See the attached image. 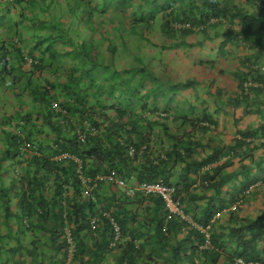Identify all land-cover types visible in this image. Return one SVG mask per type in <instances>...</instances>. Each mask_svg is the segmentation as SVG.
I'll list each match as a JSON object with an SVG mask.
<instances>
[{"label": "trees", "instance_id": "16d2710c", "mask_svg": "<svg viewBox=\"0 0 264 264\" xmlns=\"http://www.w3.org/2000/svg\"><path fill=\"white\" fill-rule=\"evenodd\" d=\"M263 4L0 0V91H11L20 108L9 116L1 113L4 101L0 107V264H67L71 246L69 264H234L237 258L264 264V213L241 216L244 200L264 186ZM17 6L23 13L16 14ZM156 32L166 38L161 55L181 54L197 67L216 66L206 59L210 54L193 51L203 52L223 35L221 53L231 52L226 47L248 51L234 74L238 96L230 106L232 113L243 107L235 125L250 115L258 124L241 129L229 145L217 144L221 109L207 114L185 95L198 85L195 79H157L150 64L161 57L147 63L142 54L134 57L136 66L118 68L120 50ZM247 83L259 87L246 91ZM19 126L20 136L10 130ZM64 154L81 159L88 176L115 172L132 186L162 180L175 187L183 210L202 229L171 215L162 197H129L115 184L101 186L96 203L85 199L74 161L56 160ZM238 158L251 164L228 172ZM208 165L213 169L203 173ZM236 182L241 190L235 196L228 190ZM111 209L121 229L113 249V226L101 218ZM93 216L101 218L95 231ZM208 239L211 247L201 249Z\"/></svg>", "mask_w": 264, "mask_h": 264}, {"label": "crops", "instance_id": "0c3cea01", "mask_svg": "<svg viewBox=\"0 0 264 264\" xmlns=\"http://www.w3.org/2000/svg\"><path fill=\"white\" fill-rule=\"evenodd\" d=\"M190 41L192 42L193 38H189ZM225 40V36L217 37L213 42L208 41L206 43V48L203 52L197 51L196 50V55L203 57L202 54H210V58H206L209 61H215L216 66L214 68L211 67H197L196 62L193 60L192 62H189V64H192V69H193V75L188 76V78H191L192 80L195 79L197 82L196 88H192L190 90H187L185 92V95L187 97H191L192 100H194L193 104L195 106H200L202 105L204 108H208L207 114L212 115L213 112H215L217 109H221L220 113L217 115V122L219 123L218 125L215 126L216 128V137L213 135V137L218 139L217 144L224 140V143L226 145H229L233 140L239 139L240 135L238 134L239 131L242 129H249L250 126H255L258 124L259 120L256 116L250 115L247 116L239 125L234 124V120L240 119L242 117L243 113V107L237 108L234 113H232V108L230 106V101H233L237 98L238 96V84L235 79L230 78L232 74H236V72L243 68L244 61L246 59V56L249 55V52H245L243 49H237V50H231L230 47H226L228 52L227 55L224 53H221L218 50V45L222 43ZM233 51V52H232ZM202 53V54H201ZM205 58V57H204ZM235 61H240L238 68L232 73H230V64L234 63ZM237 66V65H235ZM211 69V70H210ZM225 70L226 73L225 75H221L220 71ZM210 70V71H209ZM217 72L223 77L228 76L227 78V84L231 85L229 80L231 82H235V85H232L231 92L226 94H222V90H224L223 87H217L215 86V83L217 82L216 79L219 78L218 76L213 77V73ZM205 77V78H204ZM187 78V77H186ZM235 78V77H234ZM229 79V80H228ZM222 80V78H221ZM0 81H3L0 78ZM223 81V80H222ZM5 83V81H3ZM7 95L6 97L10 98L11 100L14 99V96L12 95L11 91L6 92ZM194 95V96H193ZM0 96L1 100H3L4 96L2 95V92L0 91ZM5 97V99H6ZM5 102V101H4ZM3 104V102H2ZM225 105V108H221L222 105ZM18 108L14 109L17 110ZM1 110V109H0ZM4 111L1 110V113ZM12 110L9 113H6L4 115H9L12 116ZM1 117V116H0ZM216 139V140H217ZM263 141V140H259ZM262 150L258 152V155H256V159L259 160L261 158ZM239 159V158H238ZM236 159L233 161L234 166L230 167L228 169V172L236 170L241 167V165H246V164H251L248 159H245L247 161H243L241 163V160ZM232 190H228L232 193L236 194L239 192V189L241 190L240 187V182H236L235 186L233 185L231 187ZM230 199L234 197H229V195L224 194L222 199ZM236 199V198H235ZM203 203L198 202L197 205H202ZM262 213H264V186H259L257 191L251 193L250 196L247 197V199L244 200V202L241 205V216L242 217H247L251 219H255L259 217ZM226 215H224L225 217Z\"/></svg>", "mask_w": 264, "mask_h": 264}, {"label": "built area", "instance_id": "2783aa9c", "mask_svg": "<svg viewBox=\"0 0 264 264\" xmlns=\"http://www.w3.org/2000/svg\"><path fill=\"white\" fill-rule=\"evenodd\" d=\"M262 8H264V4L262 5ZM261 69L262 72H264V66ZM250 86H254L255 88L259 87L257 83L254 84L247 83L245 84V90L249 91ZM55 107L57 108V105ZM84 139H85V135L79 133V140L84 141ZM144 150L145 148L141 149V153ZM129 154L131 157H134L136 155L135 149L131 148ZM57 159L58 160L70 159L74 161V163L76 164V175L83 188L82 196L87 200L96 203L98 200L96 192H98L99 188L104 185L115 184L117 188L122 189L125 192V194L129 197H134L135 194L138 192L145 197L150 195H157L159 197H162L171 215H176L179 218H181L182 221H185L186 223L192 225L195 228L201 229L200 226L195 224L193 220L190 219V217L183 210L181 201L177 199L175 196L176 195L175 187L171 185H166L163 181H158L156 183H144L139 186H132L125 179L118 177V175L115 172H112L110 174H99L96 177L86 175L83 172L82 160L76 156H70L68 154H64ZM213 167L214 165H208L203 169L202 172L208 173L213 169ZM235 209H236V205L230 208L229 210H225L222 213L218 214L217 217L219 218L221 214H225L230 210L234 211ZM112 214H113V210L103 211L101 214V218H103V220H109L114 229V238L110 245V249L116 247V245L121 239V229L118 223L116 222L115 218L112 216ZM101 218L98 216H93L90 218V226L94 231L96 230L98 224L100 223ZM203 232L205 233L206 231ZM65 233L67 239L69 240V243L72 245V236L69 231V228L65 230ZM210 245L211 244L208 239L203 248H207ZM74 252H75L74 247L71 246L69 249V261L67 264H69L70 261L74 258ZM235 264H245V262L242 259H238Z\"/></svg>", "mask_w": 264, "mask_h": 264}, {"label": "rangeland", "instance_id": "374dc122", "mask_svg": "<svg viewBox=\"0 0 264 264\" xmlns=\"http://www.w3.org/2000/svg\"><path fill=\"white\" fill-rule=\"evenodd\" d=\"M249 11H253V8L250 7V4H247ZM8 9V8H7ZM15 9L16 14L17 13H23V9L21 6H17ZM1 17V16H0ZM16 20H18V18H15ZM4 25L3 21H0V28ZM148 40H139L138 42L136 41H131L130 43V50L128 51H124L123 49L120 50L121 51V55H119V57L117 58V66L118 68H131L132 66H136V63L134 61V57L136 55L142 54V56L144 57L145 61H147V63L150 61V59L155 60L154 58H158L161 57V60L158 62H154L156 64H150V68L153 71V74L155 75V77L157 79H164L163 76H165L166 74H168L169 76H176L177 77H181V78H186L190 75H193V69H192V64H189V62H192L193 60H191L190 58H187L184 55L180 54V57H175L174 55H168L164 54L161 55L160 53L162 52V46L165 45L166 43V38H164V36H162L159 32H156L154 34L149 33L147 36ZM194 53L196 51H193ZM196 54V53H195ZM168 59L166 62L167 64H165V60ZM151 60V61H152ZM156 61V60H155ZM164 61V62H163ZM240 61H235L234 63L230 64V73H232V71L236 70L238 68ZM262 63H264V59L261 60ZM151 63V62H150ZM237 65V66H235ZM195 76V74H194ZM216 76H218L219 78H217ZM213 77H216V83L215 86L217 87H223L224 90H222V94H228L231 92V88L232 85H235V82H231V80H229V82L231 83V85L227 84V78L221 76L220 74H218L217 72L213 73ZM205 78V77H204ZM222 78V80H221ZM230 78L234 79V75L232 74V76H230ZM0 85H2L4 88V85L2 83H0ZM24 84H20L19 87L24 88ZM173 94V93H172ZM7 95V93H6ZM6 95H4V97H6ZM13 96V94L11 95ZM6 101V103L3 105V111L5 113H9L11 110L13 111V109L19 108V106H16L15 104L13 105L12 103L14 102V99H10L8 97H6V99L3 98L2 102ZM0 102V107H2ZM27 106H24L23 109H25ZM263 116L261 117V119L264 121V109L262 112ZM258 155V152H257Z\"/></svg>", "mask_w": 264, "mask_h": 264}, {"label": "clouds", "instance_id": "9594fccd", "mask_svg": "<svg viewBox=\"0 0 264 264\" xmlns=\"http://www.w3.org/2000/svg\"><path fill=\"white\" fill-rule=\"evenodd\" d=\"M4 103H6V101L4 102ZM4 113L5 112H3L2 113V115H4ZM6 130H7V128H5ZM12 132H14L15 133V135H18V136H20V135H22L21 134V130H20V126L19 127H14L13 129H10ZM23 149H26V148H23ZM57 158H59V156L58 157H56V160H57ZM160 181H162V180H160ZM134 186H136V185H134ZM119 189V188H118ZM119 190H121V191H123L122 189H119ZM99 191V190H98ZM124 192V191H123ZM124 194H125V192H124ZM111 210H114V209H111ZM226 210H229V209H226ZM223 211H225V210H223ZM222 211V212H223ZM221 212V213H222ZM224 215H227V212L225 213V214H221V216L218 218L217 217V215L215 216V218H214V220H217V219H221V218H223L224 217ZM89 221H90V219H89ZM195 228V227H194ZM201 228V227H200ZM202 229V228H201ZM200 229V230H201ZM204 231H207V230H204ZM204 247V246H203ZM201 248V249H207V248H210L211 247V245L209 246V247H207V248ZM238 259H242V258H237V259H235V262H234V264L236 263V261L238 260ZM243 260V259H242ZM244 261V260H243ZM245 262V261H244ZM245 264H246V262H245Z\"/></svg>", "mask_w": 264, "mask_h": 264}]
</instances>
